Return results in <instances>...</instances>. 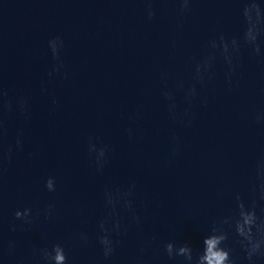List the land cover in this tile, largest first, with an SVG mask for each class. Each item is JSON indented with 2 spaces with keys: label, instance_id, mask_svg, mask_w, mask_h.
<instances>
[{
  "label": "clouds",
  "instance_id": "9594fccd",
  "mask_svg": "<svg viewBox=\"0 0 264 264\" xmlns=\"http://www.w3.org/2000/svg\"><path fill=\"white\" fill-rule=\"evenodd\" d=\"M154 0H145V14L148 20H152L156 15V10L153 8ZM179 5L178 11L181 14L191 12L194 0H176ZM242 4L241 15L243 17V30L239 36L231 38L223 34L212 38L207 43L208 52L200 58H194L193 65V80L196 82L187 88L180 82L178 87L184 91V100L191 105L192 101L198 95L196 84L204 85L210 81L213 75V69L217 57L221 58L227 67L225 79L231 85L232 77L235 75L239 67V58L243 49H247L250 54L255 56L264 55L262 51V42H264V0H240ZM48 48L51 53L53 65L48 72L51 78L55 76H63L67 78V68L64 61L61 59V53L64 48V42L61 37L55 36L49 39ZM6 95L0 89V103ZM162 95L169 101V112L174 118H179L176 115V104L174 96L170 90L165 88ZM56 101L53 100V103ZM19 107L22 115L26 116L27 101L24 98L19 100ZM11 107L10 104L4 105ZM183 117H189V109H185ZM257 122H264V113L256 114ZM186 124L191 123L190 119H182ZM128 134L132 135V129L129 128ZM5 129L3 120L0 119V187H2V178L4 175V160H11L13 151L12 145H6L4 142ZM15 149L20 151L23 149L22 133H18L15 138ZM179 149V139L173 149V155H176ZM109 146L106 144H98L96 138H88V153L94 160L97 171L102 173L107 162L109 154ZM255 176L258 181L253 186V198L250 201H245L239 193L234 195L235 209L233 212L220 217L211 222L207 230V234L202 239V248L194 249L187 242L177 243L174 240H169L164 243L163 248L169 260L180 259V264H236V259L233 257L232 248L228 241L230 231L235 233L238 238V243L243 250V259L248 264H257L258 260L264 259V216L257 214V199L258 194L260 201H264V157L256 164ZM45 189L52 193L57 190L56 178L48 176L44 181ZM135 183H132L123 188L120 186L110 185L105 187L103 191V202L105 214L100 218L98 223L97 240L101 247L102 254L105 260L111 258L116 247L119 245V240L113 239V234L120 235L123 229L122 213H127L128 223L139 225L140 216L137 214L134 207L133 197L135 195ZM264 211V210H262ZM56 212L54 202L48 203L42 210L33 209L32 207L18 208L13 214V223L11 230H16L15 221H19V226L23 228L25 225H31L33 222L43 215L44 220H51ZM79 240L83 244H87L89 236L87 233L81 232ZM152 241H146L141 246V253L151 247ZM16 250V242L9 240L6 248L0 245V260L5 256H12ZM33 257L36 264H69V257L64 245L60 242H54L50 245L33 249Z\"/></svg>",
  "mask_w": 264,
  "mask_h": 264
}]
</instances>
